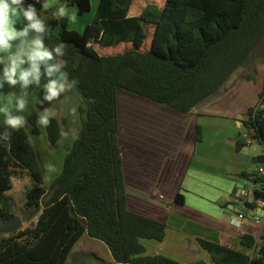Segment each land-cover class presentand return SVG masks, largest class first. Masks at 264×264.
<instances>
[{
  "label": "trees",
  "instance_id": "obj_1",
  "mask_svg": "<svg viewBox=\"0 0 264 264\" xmlns=\"http://www.w3.org/2000/svg\"><path fill=\"white\" fill-rule=\"evenodd\" d=\"M136 1L98 0L92 22L81 33L65 29L66 19L57 20L52 14L58 3L84 14L91 0H58L48 12L35 4L51 27L45 36L47 46L66 44V55L57 60L64 62L62 71L68 74V82L78 81L73 88L86 111L60 173L47 186L39 153L27 132L37 122L36 112L12 134L10 148L0 140V225L15 216L5 192L12 188V179L23 174L31 179L24 204L26 220L37 216L35 223L13 235L0 232V264H64L85 236L102 242L113 264H181L163 255H144L142 241H162L166 225L161 218L129 204L116 143L118 94L193 117L191 157L193 146L202 141L196 118L211 114L218 106L211 100L231 76L244 68V78L257 84L258 67L264 65V0H163L162 6L143 0L140 13L130 16ZM59 23L63 30L56 34ZM123 43L129 47L110 55L94 47L114 50L107 48ZM258 103L264 104V71ZM255 106L246 109L241 122L246 137L262 147L254 163L264 164V107ZM44 130L51 145L61 138L54 117L50 116ZM244 139L239 132L237 152L245 146ZM237 176L262 186L255 187L251 202H245L256 208L255 200L264 198V174L244 171ZM172 204H184L179 191ZM197 242L213 264H264V237L259 245L252 235L240 237L243 247L254 248L253 256L213 241Z\"/></svg>",
  "mask_w": 264,
  "mask_h": 264
},
{
  "label": "rangeland",
  "instance_id": "obj_2",
  "mask_svg": "<svg viewBox=\"0 0 264 264\" xmlns=\"http://www.w3.org/2000/svg\"><path fill=\"white\" fill-rule=\"evenodd\" d=\"M57 1L47 0L49 8L44 11H50ZM148 1L158 6L163 4V0ZM145 2L143 0L136 1L132 5L135 9L132 8L129 14L135 10L136 12L134 13H138ZM68 8L71 11L69 6ZM95 10L93 5L88 12L77 15V21L74 24H69L66 20L64 28L79 33L83 32L85 26L92 22ZM62 30L63 27L59 23L55 28V32L60 34ZM94 47L99 53L110 55L125 50L129 45L123 43L113 48H107L114 50L100 49L97 45H94ZM248 71L255 75L252 69ZM246 73V69L239 68L222 87L219 95L211 100L212 103H220L222 108L226 107V111L234 112L236 119H243V111L256 99H254L256 91L254 90L253 82L244 78ZM256 79H258V86L261 84V78L260 76L258 77V74ZM60 98L62 99L57 100L58 104L46 101V104L37 111V121L40 114L48 110L51 113L50 116L58 120L61 133L70 131V135L67 138H62L61 136L55 144L51 145L47 141L44 128L37 122L35 126L28 127L32 144L39 153L44 176H49L50 181L60 173L63 159L70 150L72 142L80 129L81 118L84 117L86 111L75 88L72 87L70 91H66ZM118 106L120 131L116 138V143L122 162L123 178L129 190V204L148 213L146 206L148 207L153 198H159L161 201L168 203L179 188L180 179L188 166L190 158L194 118L178 115L170 110L124 93L118 94ZM73 107L76 108V113L70 111ZM202 122L204 121L199 123L203 124ZM209 129L204 127L205 131L202 133L205 140L199 143H213L215 138L219 136L217 135L218 133H213ZM245 132L244 128L241 127L242 138L246 137ZM46 164L55 166L56 171L49 172L45 167ZM12 182V188L6 191L5 194L11 199L12 213L20 217L24 229L35 223L37 218L36 216L29 221L26 220L27 211L24 204L26 191L31 184V179L29 175L23 174L21 178H13ZM150 206H152V203H150ZM84 239L82 237L74 245L64 264H74V255L76 253H84L82 264H92V255H86V252L90 253L88 250L92 252V242H88L89 246H86ZM83 245L87 248L84 252H82ZM239 248L242 251H246V248L242 245Z\"/></svg>",
  "mask_w": 264,
  "mask_h": 264
},
{
  "label": "crops",
  "instance_id": "obj_3",
  "mask_svg": "<svg viewBox=\"0 0 264 264\" xmlns=\"http://www.w3.org/2000/svg\"><path fill=\"white\" fill-rule=\"evenodd\" d=\"M97 4L98 0H93V2L91 0V7L94 5L96 9ZM70 9L76 11L73 6ZM139 10L141 11V9ZM140 11L134 13L135 10L129 15H138ZM263 71L264 65H260L258 77L261 78V84L257 86L253 83L256 91L254 99H256L247 108L254 107L258 102V93L262 89L263 83ZM44 83H46V79L42 77L41 86L32 85L29 87L26 111L16 114L24 115L27 120L31 113H37L46 104V101L40 103L44 96L42 87ZM9 91H15L17 95L20 94L19 86L10 89L5 84L2 93L7 95ZM53 104H58V101H53ZM211 110V114L198 116L196 122L201 125L202 132L205 131L204 127H208L209 131L212 130L219 136L213 143H198L193 146V154L188 160L180 188L177 189L184 197V204H172V197L168 203L159 198H153L150 202L152 206L150 203L148 207L146 206L150 215L155 216L154 218L159 217L165 222L166 228L162 241H142L145 248L144 255H163L181 264H213L208 253L199 246L197 239L213 241L238 250H241L239 248L240 237L244 234L252 235L258 245L263 241L264 228L251 226L249 220L254 215L264 216V208L252 209L245 204L246 201L251 202L254 198L256 186L237 176L240 172L254 170L256 163L253 159L262 154V147L256 142L247 144L248 138L244 137L245 146L237 152L235 141L242 127V119H236L235 113L226 111V107H220V103ZM3 119V116L0 115V133L5 131L2 127ZM201 121H204L203 124L199 123ZM204 140L202 133V141ZM239 212L244 213L246 217L240 226H235L232 224V220ZM84 238L86 246H89L88 242H92V252L90 250H88L90 253L86 252V255H92V264H113L110 251L102 242L88 236ZM86 249L83 245L82 252ZM253 251L254 248H249L244 252L251 255ZM83 255L84 253H76L73 263L82 264Z\"/></svg>",
  "mask_w": 264,
  "mask_h": 264
},
{
  "label": "clouds",
  "instance_id": "obj_4",
  "mask_svg": "<svg viewBox=\"0 0 264 264\" xmlns=\"http://www.w3.org/2000/svg\"><path fill=\"white\" fill-rule=\"evenodd\" d=\"M39 3L41 9L47 10V0H35V3H25V0H0V115L3 116L5 131L0 133V140L10 148V139L14 132L23 128L27 121L24 113L27 108V90L30 86H41L42 77L46 83L43 100L49 103L59 98L78 83L77 80L68 82V74L62 71L64 62L57 60L66 55V44L58 42L54 47H48L45 36L50 32V25L41 18L40 10L35 4ZM53 18L66 19L69 24L77 21L78 8L70 11L68 6L58 3L53 12ZM19 25V26H18ZM10 89L19 86L20 94L9 91L2 93L5 86ZM94 102L93 100L89 101ZM76 113V108L70 110ZM48 110L40 114L37 123L47 128L50 125ZM69 132H62V138H67ZM49 172L56 171L55 166L46 164ZM43 184L50 183V177H43Z\"/></svg>",
  "mask_w": 264,
  "mask_h": 264
},
{
  "label": "built area",
  "instance_id": "obj_5",
  "mask_svg": "<svg viewBox=\"0 0 264 264\" xmlns=\"http://www.w3.org/2000/svg\"><path fill=\"white\" fill-rule=\"evenodd\" d=\"M263 107H264V104L259 103L255 106V109H262ZM251 142H254V141L251 139H247V141H246L247 144H249ZM252 172H255L257 174H264V164L263 163H257ZM257 187L259 189L262 188L261 185H257ZM255 205H256V207L264 208V198L256 199ZM245 217L246 216L244 213L239 212L236 215V217L234 218V220H232V224H234L235 226H240L242 224V220L245 219ZM36 220H37V218H36ZM249 224L251 226L263 229L264 228V216H261V215L251 216V218L249 220ZM250 256H253V253Z\"/></svg>",
  "mask_w": 264,
  "mask_h": 264
},
{
  "label": "water",
  "instance_id": "obj_6",
  "mask_svg": "<svg viewBox=\"0 0 264 264\" xmlns=\"http://www.w3.org/2000/svg\"><path fill=\"white\" fill-rule=\"evenodd\" d=\"M253 200V198H252ZM23 229V222L20 217L14 216L0 225V232L5 235H13Z\"/></svg>",
  "mask_w": 264,
  "mask_h": 264
}]
</instances>
